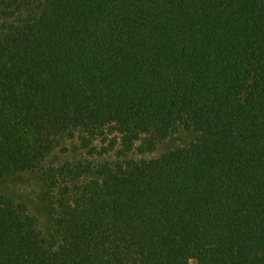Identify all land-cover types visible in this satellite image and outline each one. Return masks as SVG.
I'll list each match as a JSON object with an SVG mask.
<instances>
[{
	"label": "trees",
	"instance_id": "16d2710c",
	"mask_svg": "<svg viewBox=\"0 0 264 264\" xmlns=\"http://www.w3.org/2000/svg\"><path fill=\"white\" fill-rule=\"evenodd\" d=\"M26 173L53 233L0 195V264H264V0H0V180Z\"/></svg>",
	"mask_w": 264,
	"mask_h": 264
},
{
	"label": "rangeland",
	"instance_id": "374dc122",
	"mask_svg": "<svg viewBox=\"0 0 264 264\" xmlns=\"http://www.w3.org/2000/svg\"><path fill=\"white\" fill-rule=\"evenodd\" d=\"M193 140V136L183 132L175 135L161 145L152 155L153 157L182 148ZM74 154L60 153L53 157L55 162L73 158ZM0 195L7 196L12 200L25 204L33 217L36 219L44 236L53 233V221L50 214L51 202L48 191L39 180L37 174L26 173L16 177L0 180Z\"/></svg>",
	"mask_w": 264,
	"mask_h": 264
}]
</instances>
